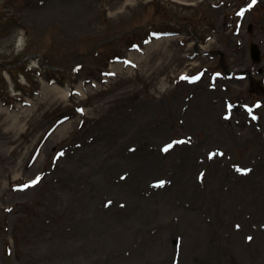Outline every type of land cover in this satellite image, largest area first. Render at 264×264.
<instances>
[{"label":"rangeland","instance_id":"rangeland-1","mask_svg":"<svg viewBox=\"0 0 264 264\" xmlns=\"http://www.w3.org/2000/svg\"><path fill=\"white\" fill-rule=\"evenodd\" d=\"M124 1L0 0V64L10 80L0 67V264H264V96L249 93L246 78L219 80L214 91L207 81L175 82L221 65L195 56V43L223 52L226 71L259 69L253 79L264 78V0H136L120 11ZM177 24L188 28L160 52L98 83L147 30ZM31 54L63 69L41 72L45 80L100 86L52 101L24 73ZM226 99L260 100L258 122L236 111L224 121Z\"/></svg>","mask_w":264,"mask_h":264},{"label":"bare ground","instance_id":"bare-ground-1","mask_svg":"<svg viewBox=\"0 0 264 264\" xmlns=\"http://www.w3.org/2000/svg\"><path fill=\"white\" fill-rule=\"evenodd\" d=\"M134 1L135 0H125V2L122 4V6H120V10L123 9L124 6L132 4ZM168 40L169 39H160L158 41H154L153 43H151V45L147 46V51L152 50L156 46L159 47L162 44L161 42H166ZM130 56L134 62H138L139 60H141V57L136 58L137 56L134 53L131 54ZM113 67H114V69H117L118 71L122 70V68H123L122 65H117V64H115ZM77 89L78 90L81 89V86L79 85ZM53 90H58V92L53 91ZM49 91L54 93L52 95L53 100H55L56 98H62L64 100L66 98V95H67V90L59 89V87H57V86H53L52 88H49ZM68 127H69L68 123L61 125L56 131V136L59 137L65 130L68 129ZM53 135L55 136V134H53Z\"/></svg>","mask_w":264,"mask_h":264}]
</instances>
